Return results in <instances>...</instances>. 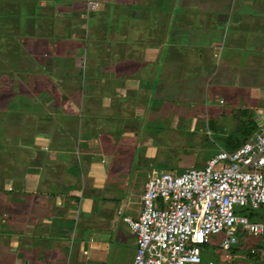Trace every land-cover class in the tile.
I'll list each match as a JSON object with an SVG mask.
<instances>
[{
	"label": "crops",
	"instance_id": "crops-1",
	"mask_svg": "<svg viewBox=\"0 0 264 264\" xmlns=\"http://www.w3.org/2000/svg\"><path fill=\"white\" fill-rule=\"evenodd\" d=\"M88 1L0 11V264H88L106 250L97 212L123 213L107 179L126 183L141 135L157 149L159 111L175 131L233 121L228 150L264 115V0ZM9 16L33 30L3 29ZM159 58L181 64L160 75Z\"/></svg>",
	"mask_w": 264,
	"mask_h": 264
},
{
	"label": "built area",
	"instance_id": "built-area-1",
	"mask_svg": "<svg viewBox=\"0 0 264 264\" xmlns=\"http://www.w3.org/2000/svg\"><path fill=\"white\" fill-rule=\"evenodd\" d=\"M87 7L94 10L97 2L89 0ZM139 203L136 217L123 216L135 237L131 264H202V246L213 236L224 235L223 251L239 242L237 226L264 239V221L235 213L236 207L264 206V115L246 141L219 150L200 168L177 174L152 169Z\"/></svg>",
	"mask_w": 264,
	"mask_h": 264
},
{
	"label": "rangeland",
	"instance_id": "rangeland-1",
	"mask_svg": "<svg viewBox=\"0 0 264 264\" xmlns=\"http://www.w3.org/2000/svg\"><path fill=\"white\" fill-rule=\"evenodd\" d=\"M94 1V0H92ZM31 2L33 0H0V11L2 10H25V8H28L32 11V5ZM96 2V1H95ZM88 3V2H87ZM18 12H16L17 14ZM256 14H259L258 9L255 10ZM107 17L103 18V21L106 20ZM6 20V21H4ZM16 20L21 21V19L16 18ZM2 28L5 29L4 23L9 24L12 28L15 26L16 31H21L22 35L25 29H27V32L29 29L33 30L32 27H26L23 25V23L20 25L18 23L13 24V19L11 16L7 18L2 19ZM107 28V27H106ZM87 29V28H86ZM105 29V28H104ZM104 29L99 27L98 24L92 25L91 32L89 36H98L100 34L104 33ZM106 33V32H105ZM247 35V33H246ZM250 35V34H248ZM247 35V38L255 39L256 41L259 39L258 35H254V32L251 33L250 36ZM247 42V41H246ZM249 43H251L249 39ZM253 44V43H251ZM255 44V43H254ZM86 45L89 46L88 38H86ZM264 48L261 46V50ZM93 51V46L91 47V52ZM115 56H112V59H114ZM190 58V57H189ZM242 54L239 53V59L241 61ZM181 57L179 58V60ZM156 63H160V75L163 74H171L173 73V70H170L168 68H177V65L181 64V61H178L177 64H171L168 65L170 62L166 61V58L163 60H160V58L156 61ZM161 64L163 66H161ZM164 64L166 65L164 67ZM87 65V63H86ZM176 65V66H175ZM168 67V68H167ZM254 67H252L253 69ZM150 69L151 68H147ZM248 71H245L243 74L247 75ZM150 73L148 70L143 71V75H146ZM181 73V72H179ZM248 81L251 79V75L249 74L247 77ZM117 86H115L116 89ZM157 90V89H156ZM104 91V87H103ZM238 90L233 92V96L237 93ZM97 102V101H96ZM113 102V101H112ZM114 103V102H113ZM25 104V103H24ZM113 105V104H112ZM153 105L156 106V102H153ZM199 105V104H198ZM29 105L27 104V107ZM26 107V105H25ZM29 108V107H28ZM112 109L115 111L114 107L106 106L104 107L105 112L106 111H112ZM158 110V108H156ZM160 110V109H159ZM159 117L158 124L159 127V133L156 135L153 133L155 140L158 141V145L156 146L157 149L151 152V149H149L152 139L150 140L149 137H140V144L138 145L140 148L138 151L132 152L130 154V158H127L128 163L124 168H122L123 176L126 179V186L129 188L128 195L123 198L124 193L127 194V188L125 187V184L118 180L119 177L112 178V182L109 181L110 179H107V187H113L115 194L119 197V202L117 204L123 203V206L121 208L123 213H127L131 216L137 213L141 209L140 202V194H142L144 189L145 182L150 178L151 171L153 168L167 171L173 174L180 173L181 171L187 169V168H200L202 167L205 162L214 154H216L221 149H226L225 146H228L226 143V140L229 137H236L239 136V132H236V129L234 128L233 121H230L229 123H221L216 124L210 122V125L208 129L207 121L208 118L202 117V120L197 119H190V121H193L196 124L197 129L195 131H190L189 128L184 131V129H179L177 131L165 129L164 125L165 123L168 124L169 120L165 119V116L162 115V113L159 111V114L156 115ZM200 123H199V122ZM219 121V120H218ZM217 121V122H218ZM49 124L52 122L48 121ZM203 122V124H201ZM67 122L64 120V124ZM68 125V124H67ZM70 125V124H69ZM112 130V129H111ZM228 140H231L229 138ZM230 141H228V144ZM228 150V148L226 149ZM150 152L152 153V157L150 156ZM119 153L121 151L119 150ZM154 163V164H153ZM116 180V181H115ZM125 187V189H124ZM143 187V188H142ZM123 188V190H121ZM136 189L137 192H135L133 189ZM109 195V193H106ZM113 194V193H112ZM139 201V202H138ZM107 202L106 205L109 206L103 213L100 211L97 212V215H99V218L102 215H106L103 219L97 218L98 223L97 226L99 229H103L104 231L107 230L108 235V241L112 242L109 243L106 250L103 252L100 250H91L92 254L88 256L87 263L88 264H131L133 260V255L135 251V237L130 232L128 225L123 222L122 215H117L114 213V208L116 209L115 203ZM112 206V207H110ZM119 206V207H120ZM117 210V209H116ZM235 213L239 215H246L250 217V220L259 222L264 221V207H261L256 210H250L236 207ZM251 214V216H250ZM90 218H94V215H91ZM223 234H219L216 236H213L211 238V242L208 244H205L202 246V264L205 263L208 260H214L218 262L219 264H253L255 263L254 258H252L251 255H249V249L252 247L257 250V248L260 251V254L264 255V239L261 236H253L249 232L243 231L240 226L236 227V236L238 237L239 242L234 245L233 247L237 249H230L229 251H223L222 248L219 246V241L223 237ZM252 246V247H251ZM258 251V250H257ZM229 253L231 257L225 258V254ZM237 254V255H236ZM264 257V256H262ZM263 259V258H261ZM257 264H263L261 260Z\"/></svg>",
	"mask_w": 264,
	"mask_h": 264
},
{
	"label": "trees",
	"instance_id": "trees-1",
	"mask_svg": "<svg viewBox=\"0 0 264 264\" xmlns=\"http://www.w3.org/2000/svg\"><path fill=\"white\" fill-rule=\"evenodd\" d=\"M257 126V125H256ZM248 138V137H247ZM246 140V139H245ZM244 140V141H245ZM242 144V143H241ZM240 145V144H239ZM238 145V146H239ZM237 146V147H238ZM262 207H264V206H262ZM261 208V207H260ZM122 214V217H123V215H126V214H123V213H121ZM250 216H251V214H250ZM124 222V221H123ZM232 249H237V246H236V248L235 247H233ZM231 249V250H232ZM258 250V251H257ZM255 249V251L254 252H251L250 250H249V255H251L252 256V258H254V261H255V264H257L260 260H261V258H263V260L261 261V262H263L264 263V257H262V256H264V255H262V254H260V252H259V249Z\"/></svg>",
	"mask_w": 264,
	"mask_h": 264
},
{
	"label": "clouds",
	"instance_id": "clouds-1",
	"mask_svg": "<svg viewBox=\"0 0 264 264\" xmlns=\"http://www.w3.org/2000/svg\"><path fill=\"white\" fill-rule=\"evenodd\" d=\"M229 251V250H228Z\"/></svg>",
	"mask_w": 264,
	"mask_h": 264
}]
</instances>
